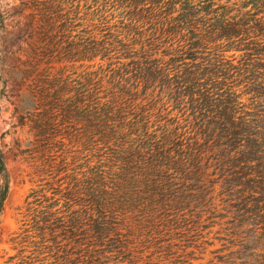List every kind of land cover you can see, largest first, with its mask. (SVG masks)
I'll list each match as a JSON object with an SVG mask.
<instances>
[{"label":"rangeland","instance_id":"obj_1","mask_svg":"<svg viewBox=\"0 0 264 264\" xmlns=\"http://www.w3.org/2000/svg\"><path fill=\"white\" fill-rule=\"evenodd\" d=\"M200 1L213 4L197 15L209 24L250 9L246 0ZM132 11L130 0H0V264L264 262L260 210L242 217V196H261L264 141L242 177L245 143L229 137L237 124L217 105L231 94L234 122L264 116V96L244 91L242 40L186 55L196 28L167 33L168 16ZM218 57L235 67L221 84L187 79L189 67ZM52 85L80 98V110L68 122L52 111L54 125L36 135L44 106L28 99Z\"/></svg>","mask_w":264,"mask_h":264},{"label":"trees","instance_id":"obj_2","mask_svg":"<svg viewBox=\"0 0 264 264\" xmlns=\"http://www.w3.org/2000/svg\"><path fill=\"white\" fill-rule=\"evenodd\" d=\"M204 1L205 0H201L200 2ZM130 3L133 6L132 15L138 19H148L154 16V12L158 15L164 14L168 16L170 21L167 22V28L165 29L167 33H175L177 30L185 27L196 28L194 30L195 32L192 30L190 31L191 36L188 39V47L183 52V54L186 55L194 56V54L199 53L200 50L209 48V44L215 43L217 40L225 39L232 44L234 43L233 38L242 40V82L245 87L244 91L246 93H252V97L256 99L264 96V14H262L264 13V0H246L244 5H250V9L242 13V19L235 20L233 18L234 20H226L222 18V14H219L221 20L219 22L215 21V23L212 24L208 23V18H206V16L197 17L200 12H203V15L209 14L210 8L213 5L210 2L200 4L195 3L194 0H130ZM172 13L176 14L172 16ZM199 21H203V25H205L203 31L197 26V22ZM241 35L242 38L240 37ZM229 42H227V44ZM213 48L218 49L221 47L215 44ZM215 61L216 62L209 63L205 66H200L198 64L192 65V67H189L186 71L188 75L187 79L194 84H198L200 82V77L207 76L214 86L216 84H221L222 81L219 82V80H217L219 75L223 78H227L231 70L235 67L220 57ZM19 82H21V80H19ZM52 87H54L52 90H47L45 87L32 89L31 99H28L30 108L36 110L44 106L43 111L37 112L38 117L33 118V127L37 129L36 135H43L46 130L50 129L51 125H54L56 116L52 114V111H59L57 116L60 115V120L68 122L70 119L75 118L80 110L77 104L81 103L80 98L72 99L70 96L63 98L62 93L64 92V88L61 86L55 88L53 85ZM206 100L207 105H214L212 96H209V94ZM217 105L223 110L221 120L225 123L237 124L235 127H231V129H234L228 133L229 137L236 142L242 140L245 143L244 147L239 152V154L242 155H237L236 157L237 165L240 166L239 172H242V177H245L251 173L250 171H253V166L250 162L255 159L254 153L263 147L262 142L264 141V137L257 136V133L260 130L259 127H262L261 123L264 121V116L259 117V113H257L255 114L256 118L242 116L241 120L234 122L237 102L236 97L231 96V94H227L225 100ZM26 112L30 116L31 112H29V110ZM24 117V115L19 116V125L24 124ZM253 136H256L254 139L255 143L251 142L253 144L250 145L249 142L252 140ZM261 158L264 160V156H261ZM260 172L263 175L261 178L262 185L259 186L261 187V196L256 198L250 193V191H253L252 189L257 182L256 177L248 178L244 181L250 193L249 195L242 196V217L245 219L249 218V214H253L254 211L258 212V210H260L255 216L258 217L259 220H264V198H262L264 197V170L258 171V173ZM0 175L4 180L6 179L1 151ZM5 181L0 189V212L7 193V184ZM158 186L161 185L157 184V181L154 182L151 191L157 193ZM160 193L162 192L159 191L158 194L160 195ZM260 201H262L263 205L261 209L253 204L254 202ZM244 218L242 220H244ZM11 258L12 257H10V259ZM262 264H264V262Z\"/></svg>","mask_w":264,"mask_h":264}]
</instances>
